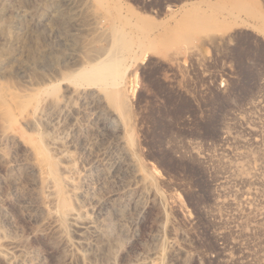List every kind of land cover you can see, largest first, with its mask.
Returning a JSON list of instances; mask_svg holds the SVG:
<instances>
[{"label": "rangeland", "instance_id": "rangeland-1", "mask_svg": "<svg viewBox=\"0 0 264 264\" xmlns=\"http://www.w3.org/2000/svg\"><path fill=\"white\" fill-rule=\"evenodd\" d=\"M108 1L0 0V85L14 106L11 120L0 112V264H264V0ZM194 5L213 23L179 37ZM138 17L153 27L136 29ZM113 21L137 50L121 119L96 86L79 95L65 80L104 57ZM163 32L173 45L148 49ZM42 76L59 80L64 111L16 105ZM39 138L73 201L62 239L35 214L40 187L22 168Z\"/></svg>", "mask_w": 264, "mask_h": 264}, {"label": "bare ground", "instance_id": "bare-ground-1", "mask_svg": "<svg viewBox=\"0 0 264 264\" xmlns=\"http://www.w3.org/2000/svg\"><path fill=\"white\" fill-rule=\"evenodd\" d=\"M94 1H95V5L98 8L99 7L101 9L106 8L105 4H104L105 0H94ZM216 6H217V4H216ZM115 9H117V8L115 7ZM119 11H120V9H119ZM120 14H121V12H120ZM212 20H213L212 16H210L209 14L202 13L201 11L198 10V8L195 5L184 8L182 13H181V17L178 21L180 29H179V31L176 32V34L179 35V37H184V33L186 30L196 28L202 24L210 25L209 23ZM211 23H213V22H211ZM116 24L117 23H115L114 21L111 22L110 28H109L107 34H105V35H107L106 37H107V41L109 42V45L105 51L104 57H101L102 54H104L101 52L102 54H99L96 58H93V59L91 58V61L88 63L87 67H83V68L79 69L78 71L74 72L73 74L66 76L65 80L67 82L72 83L74 87H77L76 89H74L72 91L76 92L79 95L81 93L84 94V89L79 90V88L81 86H86V85L96 86L99 89V94H98V96L97 95L94 96L95 99H97V101L100 100V101L105 102L107 107H109L110 109H113L117 113H119V115H120L119 118L121 119L123 116L128 117V113H129L128 104H127L126 100L122 97V92H121V83H122V79H123V74H125V70L128 67V66H125L124 61H125V58L127 56L130 57V60L131 59L133 60V58H136L135 54H136L137 50L135 49L136 47H133L134 42H133V40H131L132 38L128 37L129 35L126 32H123ZM220 25L222 27V24H220ZM150 26L153 27V24L150 23L148 20H145V19L139 18V17L137 18V22L135 23V28L136 29L138 28L139 30L140 29L143 30L144 28H147ZM144 38H146V47H148V49L155 47L154 46L156 44L155 41L160 42L162 45H169V44H172L173 42L176 41V39L173 36L169 35L167 32H163L159 37L156 36L155 40L148 39V37H146V36ZM101 40H103V39H101ZM138 42L139 43H138L137 48H139V46H142V47L145 46V45H143V43H141L140 40ZM102 48H104V47H102ZM93 50H96V49H92V51ZM100 51L101 50H99L98 52H100ZM102 51H104V50H102ZM91 56H93V55H91ZM56 74L57 73H55V75ZM48 75H51V74H48ZM57 78H58V76H57ZM57 78H55L53 76L49 79V78H46L45 76H42L40 78L39 89H37L36 92H34L33 94L29 95L27 97V99L16 100V105L20 109H24L27 106L31 107V109H30L31 115H35L37 113L43 114V112L45 113V111H47V110H50V111L55 112V113L64 111L66 109V106H67L66 103L67 102H66V99L64 100L60 94V82ZM72 91L68 89L69 93H72ZM6 97H7L6 90L2 85H0V110H1L0 112H1L2 116L4 117V119L8 121V120H11L13 117L12 112H11V106H13V105L10 104V102L8 101L9 99L7 100ZM21 97H23V95ZM64 97H66V96H64ZM73 113H74V111H73ZM58 115H56V116H58ZM49 118H50V116H49ZM54 118H56V117L54 116ZM69 118H71V117H69ZM64 119H65V117H64ZM125 123L126 122H124V124ZM43 124H46V123H43ZM3 139L4 140H12L9 133H5L3 135ZM44 142H46V141H44ZM59 145H61V144H59ZM26 152H27V154H26L27 158L25 157V160L22 163V166H23L22 168H24L27 171V173L29 172L31 174V176L34 178L32 183L34 182L33 184H36V185L39 184V187H40V189L37 188L38 191L36 193L33 191L35 194L32 192V194L35 195V204L33 205L34 212L36 215L37 214H40L41 216L43 215L44 217H46V220L47 219L48 220L49 219L55 220L57 222V224L55 225V231L60 236V238L62 239V238H64L65 226H66L67 219L70 215H72L74 213V207L72 204L73 201H72L71 195L67 191V186L69 184L62 174V172H65V171L62 170L61 167L59 166V164L57 163V161L54 160L48 154L47 149L43 145V139H41V138H39L38 141L33 143L32 151L27 150ZM22 153H24V152H22ZM0 156L4 158L5 154L0 153ZM5 162H6V160H5ZM6 163H8V162H6ZM29 180H30V178H29ZM13 183L17 184V180H13ZM20 188L22 189L23 187H20ZM44 188H48V194L47 195L50 196L49 198L51 199V202H53V207H52V205H51V207L45 206L47 196L42 193V189H44ZM33 199H34V197H33ZM48 204H49V201H48ZM76 208H78V207H76ZM83 225H85V224H83ZM92 230H94V229H92ZM53 231H54V229H53ZM54 232H53V234H54ZM59 236H57V237H59ZM4 253H6V252H4ZM8 260H10V259H8ZM22 261H23V259H22Z\"/></svg>", "mask_w": 264, "mask_h": 264}]
</instances>
